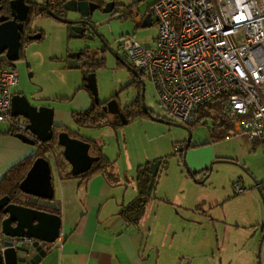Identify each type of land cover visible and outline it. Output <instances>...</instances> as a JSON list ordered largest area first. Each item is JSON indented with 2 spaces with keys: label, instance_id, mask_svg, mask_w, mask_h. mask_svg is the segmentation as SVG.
<instances>
[{
  "label": "rangeland",
  "instance_id": "rangeland-1",
  "mask_svg": "<svg viewBox=\"0 0 264 264\" xmlns=\"http://www.w3.org/2000/svg\"><path fill=\"white\" fill-rule=\"evenodd\" d=\"M131 1L114 0L118 6L108 11L101 10V7L94 8L87 15L90 21L86 20L82 32L83 35L79 36H69L67 34V23L49 15L31 18L28 25L31 28L42 29L44 37L39 42L29 41L22 48L25 58L14 60L17 80L10 87V90L23 89L31 104H39L42 97V99L51 104H56L60 107H70V104L65 105L66 99L61 98V96L71 95L75 87L73 83L80 81V79L82 80V72L80 67L62 68L67 62V60L63 59V56L74 52L78 48L87 46L89 49L97 50V54H102L105 59V67L93 69L97 98L102 100L117 92L116 99L122 104L136 96L137 88L134 85L136 78L129 69L126 66L117 65L115 56L111 51L105 50L103 53L99 49L101 47V36L108 46L113 48L114 52L124 57L126 62H129V58L119 45L121 33L125 32V35H131L144 45L150 44L151 37L155 34L156 25L153 22L147 26L136 25L126 11L127 5ZM151 1L137 0L135 7L141 11ZM124 11L125 15L120 17L119 14ZM57 12L65 19L78 17L76 12L70 10ZM37 34L38 30L28 31V36H36ZM2 55L3 53L0 54V57ZM26 63L29 67L25 66ZM140 77L143 81L142 100L144 105L154 113L164 114L156 100L151 80L146 75H141ZM124 84L125 87H123ZM144 120L149 124V130L146 129V132H144L145 130L141 124L129 123L125 125L127 153L132 155L130 161H140L137 156L139 157L142 154L150 155L149 147H152L156 153H159L158 155L167 161L164 169L157 176L152 197L148 199L144 213L149 212L150 217L155 215V220L159 222L162 219L165 222L169 216L170 218L175 215L179 216V212L175 207H172V209L166 208V205L159 203L162 201L157 196L173 198L181 201V203H186V208L192 207L187 210L182 208L183 205L177 204V207L181 209L182 215L183 212H188L186 217L193 219L194 222L182 231L181 225L178 224L177 226V222L180 223L178 218L173 226L171 223L169 224L170 226L166 233L167 237L165 240H168L169 236H172L173 232H175V227L177 226L176 234H178L177 237L181 241L178 243L185 244L187 250L195 254L190 261L185 256L189 253H184L181 248H176L178 253L175 255H178V261L181 264L185 261L189 264H199V261L200 264H260V246L258 252L257 248L251 251L252 242H250V239L248 238L249 243L243 240L245 236H249L252 233V229L248 225L252 224L253 226L256 222L259 223L262 220V204L255 186V184L259 183V187L264 193V149L262 143L259 141L252 143V140L245 134L235 131L233 133L230 132V135L221 139L210 138V129L213 124L209 118L203 123L189 125V144L195 143L197 146L213 144L215 155H223L226 156L225 158L230 159L213 162L206 176H204V183L196 184L191 176L186 173L181 163L182 156L179 155L180 152L173 150L176 144L183 146L187 135L186 129L174 124L151 121L150 118H145ZM6 124V121L0 122V126H5ZM52 124V132L55 135L58 128L63 126L59 125L56 127L58 125L56 119L52 121ZM108 126L91 127L87 129L88 131L83 129V133L92 135V137H99L101 139L99 142L102 145V149L104 147V152L108 159L120 161L121 158L119 157L116 142L109 143L115 134L113 129ZM68 129L69 131L72 130V128ZM111 132L112 135L106 139V133ZM149 135L155 136L148 140L146 137ZM55 140L56 138L48 140L51 147L49 160L51 155L57 160L60 159L61 147L56 144ZM119 144L120 153H122L121 141H119ZM212 159L210 158L207 164ZM188 169L189 171L192 170ZM200 177L201 174H198L196 179ZM60 185V181L55 179L52 198H33L32 201L49 206H61L63 195L61 194ZM235 185L240 188V191L236 192ZM24 195L19 194V198L24 197ZM215 198H219L220 201L218 205L213 206L214 215L210 214L211 212L207 213V215H202L201 210H208L209 206L215 203ZM204 201L206 202L200 206V209L199 205ZM187 204L189 205L187 206ZM218 216L224 217L232 226L237 223L241 229L233 232L234 227H229L219 222L218 220L222 218H218ZM242 226L246 229L244 230ZM176 234H174V237ZM255 238L256 236L252 241ZM258 239L259 236L256 240Z\"/></svg>",
  "mask_w": 264,
  "mask_h": 264
},
{
  "label": "crops",
  "instance_id": "crops-1",
  "mask_svg": "<svg viewBox=\"0 0 264 264\" xmlns=\"http://www.w3.org/2000/svg\"><path fill=\"white\" fill-rule=\"evenodd\" d=\"M31 1H35L36 3H42V0H31ZM48 1L52 2L53 0H47V3ZM102 1H106V0H102ZM107 1H112L111 10L118 6L115 4L114 0H107ZM136 1L137 0H132L127 5L126 11L128 15L132 17L135 24L141 26L140 23L145 13L141 15V18H139V21H138V17H135L133 12L140 14L142 11H145L146 8L139 11L135 7ZM26 3L28 4V2ZM61 3H62V0H61ZM124 8H125V5H124ZM7 9H8V2H7ZM60 11H65L61 7V4H60ZM121 14H119V16L123 17L125 15V11ZM1 15L9 17V11L8 13H5V11L2 10L0 11V16ZM44 15H49V14L47 13L37 14V15H33L29 17L28 19H26L25 17L23 24L26 21L27 23H29L30 19L33 17L34 18L43 17ZM26 16H27V13H26ZM149 18H150V23L148 25H150L152 22L154 23L152 17L149 16ZM85 19L90 21L87 15ZM36 30H38V34L36 36L31 35L30 37H32L33 39H31L30 41L39 42L43 39L44 31L42 29L36 28V27L31 28L28 25V31L33 32ZM28 31L26 32L27 36H28ZM21 32H23V26H22V31H20V35H21ZM81 35H83V33ZM121 35H125V32L121 33L120 36ZM153 36L151 37V42L149 41L150 44L152 43ZM150 44H147V45H150ZM83 48H87L88 52L94 55L95 57L102 56L103 61H104V64L102 67H105L104 56L102 54L98 55L97 50H92V49H89L87 46H83L81 48L76 49L75 51L78 52L79 50ZM99 49L103 53L105 50H107L104 48L102 44H101V47H99ZM111 52L112 53L114 52L113 48H111ZM1 53H3V55L0 58H4L6 61H10L5 57L4 52H1ZM18 54H19V49H18ZM113 54L116 59L115 63L117 64V61H120V62L123 61L124 64L122 63V65L125 66V58L117 54L116 52H114ZM18 58L20 57L18 56ZM73 58H75V56L73 55V52L65 54L63 56V59H65V61L67 60V62L65 63V65L62 66V68L66 69V67H80V70L82 72V67L79 65L78 59H76L78 64L74 65ZM10 62H13L12 67H14V61H10ZM25 66L29 67L27 63ZM88 73H93V71L87 72L86 74ZM29 74H27V76H29ZM86 74L82 73V77H81L82 80L80 79V81L73 83L75 87H74V91L71 93L70 96H67V95L61 96V98L66 99L65 105L70 104V107H60V106H57L56 104H51L50 102H47L45 99H42V97H41V102H39V104L41 105L48 104L47 106L49 105L53 106L51 107L52 108V121L56 119V122L58 124L56 125V127L59 125H62L63 127H66L67 129L72 128L71 132L74 135L69 134L68 132L69 129L67 130V129L58 128V131L66 130L69 135L83 139L85 141H88L89 142L88 152L92 155H95L94 151L93 153H91L89 151V148L91 146H94V147L97 146L99 148L100 154L104 156L107 160H109L108 156L104 152L105 151L104 147L102 149V145L99 142V140L101 139H99V137H92V135H86L85 133H83V129L87 130V129H90L91 127H81L79 125H76L72 120V112L82 111L88 108L91 104V101L94 100L89 88L85 86L84 75ZM16 80H17V77H16ZM82 83H83V86H81ZM13 84H11L10 87ZM123 87H125V84ZM19 91H22V92L19 93ZM9 92H10V96L12 93H18V94L24 95L25 98L27 99L25 91L23 89L11 91L9 88ZM111 95H113V97H111L109 100H112L113 104L111 103L110 106L112 107V105H114L115 103L119 112H121L120 109L125 104L130 103L136 97V96H133L126 103L124 102L121 104V102L118 99H116L117 92L116 94L115 93L110 94V96ZM110 96L105 97L102 100H99L97 98V101H104L105 99H108ZM107 101H105V103ZM39 104H34V105H39ZM102 105H101V110H105L102 108ZM147 109L149 108L147 107ZM149 110L152 111L151 109ZM105 111H107V119L109 120H111L112 117L115 116L116 114V113L110 112L109 110H105ZM121 114L123 115L122 112ZM11 116L14 118L21 117L26 122V119L21 115H16V116L11 115ZM116 116L120 117L118 116V114H116ZM145 118H149V117H136L135 116L129 119L128 121H124L120 125H116V126L110 125L108 121L107 123L103 124V125H109L108 127L113 129L115 135L109 141V143H113L114 141L116 142L119 157L121 158L120 161L112 160L111 165L107 166L109 164L108 163L106 165L107 167L104 168V170L106 171L111 170L113 174V176L111 177L106 178L102 170H95L94 172L90 173L88 176L79 175L82 172L78 174L69 173L68 175H59L58 171L53 167L52 155L50 157V160L47 158L48 159L47 161L50 166L52 187L54 186L55 179L56 181H60L61 194L63 195L62 196L63 201H62L61 206L46 205V209L50 211H54L55 213L59 214L60 226H59V231H58L56 238L48 244L46 254L42 256L37 262H35V264H181L177 259L178 255H175L178 253L176 248H181V251H183L184 253H189L185 256L188 258V260L190 261L192 260V256L195 254L189 252L185 244L178 243L181 241L177 237L178 234H176L178 224L181 225L182 231H184L188 225H192V223L194 222L193 219L186 217L188 216L187 215L188 212H183V215H182V212H180L181 209L177 207L178 206L177 204H180V205H183L182 208H186V203H181V201L174 200L173 198L157 196V198L161 199L162 201V202H159L160 204L166 205V208H170V209H172V207H175V209L179 212V216L175 215L172 218H170L169 216L165 222H163V219L161 220V222L156 221L155 215H152V217H150L149 212H147L146 214L144 213L145 210L136 222H129L127 220L125 221V219L118 213V208L122 204L131 200L133 196L136 194L134 176L138 168L137 166L146 164L147 169L149 170V174H152V176L156 174L155 179H154L155 180L154 186H155V183L157 181V176L159 172L162 169H164L166 162H167L166 160L162 161L164 158L158 155L159 153H156V151H154L152 147L148 148V151L151 152L150 155L142 154L139 157L137 156V158H139L140 161H136V162L130 161L132 155H129L127 153V138L125 135V125L129 123L131 124L138 123L143 126L145 130L144 132H146V129L149 130V124L145 122L144 120ZM163 118L169 120L168 118H166V116ZM150 120L152 121L153 119L150 118ZM169 121H172V120H169ZM15 132L16 131H12L8 129L7 124L5 126H0V178L5 173V171L9 168V166L14 164L21 158L32 154L35 151L37 144H38L37 143L38 141L31 144V143H27V142L20 140L19 138L13 135V133ZM233 132L234 130L231 127V133ZM53 135L50 139L56 138V133L54 136ZM111 135H112V132L106 133V139ZM28 136L33 137V135L30 133L29 130H28ZM154 136L155 135H149L146 138L150 140ZM50 139L48 140L50 141ZM251 140H252V143H255V141H257L255 139H251ZM119 141H121V145H122L121 152L122 153H120ZM184 142H185V139H184ZM213 146L214 145L210 143L204 144L203 146H197L195 143H192L191 145L189 144V140H188L184 153H183L184 143H183V146L181 144H176L174 146L173 150L174 151L178 150L180 152L179 155L182 156L181 163L184 166L186 173H188L191 176L194 183L196 184H203L204 178H205L204 176H206V173L211 168V164L213 162L221 161V160H215L216 158L226 157L223 155H215ZM210 158L211 159L213 158V159L209 162V164H207ZM64 162L65 164H62V167L65 170H68L69 164L67 163L65 159H64ZM186 164L189 166H187ZM176 165H177V162H176ZM209 165L210 167L208 168ZM187 167L192 170L189 171ZM178 170L180 171L179 167H178ZM198 174H201V177L196 179ZM255 185H257V187L260 186L259 183ZM259 189L261 190L260 187ZM19 194H25V193L21 191L17 193V199L19 201L29 202L30 205L33 204L32 200L35 197L29 194H25L24 197L19 198ZM262 194L264 196L263 192ZM52 197H53V194H52ZM219 201H220L219 198H215V203L212 206H209L208 210H205V209L201 210L202 215H207V213L209 212H211L210 214L214 215L213 206L218 205ZM205 202L206 201L202 202L199 205L200 209H201L200 206L205 204ZM147 203H148V200L145 204V209H146ZM188 205L189 204H187V206ZM191 208L192 207H187L186 209L189 210ZM178 218L180 220V223L177 222V226L175 227V232H173L172 236H169L168 240H165V238L167 237L166 233L170 226L169 224L171 223V225L173 226V224L176 223ZM218 218H222L218 220L219 222L224 223L228 225L229 227H234L233 232H236L237 229H241L237 223H235L234 226H232L231 223H228V221H226L224 217L218 216ZM262 224H263V211H262V220L259 223L256 222L253 226L252 224L248 225V227L252 229V233L251 235L249 234V236H245L243 240L244 242H248V240L250 239V242H252L251 248H250L251 251H254V249L257 248V252H258L259 246H260V264H264V235L261 237ZM243 229L245 230L246 228L243 227ZM174 234H176L175 237H174ZM255 236L256 238L252 241V239ZM258 236H259V239L256 240ZM183 264H189V263L185 261L183 262ZM199 264H200V261H199Z\"/></svg>",
  "mask_w": 264,
  "mask_h": 264
},
{
  "label": "built area",
  "instance_id": "built-area-1",
  "mask_svg": "<svg viewBox=\"0 0 264 264\" xmlns=\"http://www.w3.org/2000/svg\"><path fill=\"white\" fill-rule=\"evenodd\" d=\"M133 13L138 21L152 17V43L121 35L119 45L151 80L166 118L187 124L199 106L219 98L233 130L264 149V0H152ZM16 77L0 59V122L28 135L25 120L9 114Z\"/></svg>",
  "mask_w": 264,
  "mask_h": 264
},
{
  "label": "water",
  "instance_id": "water-1",
  "mask_svg": "<svg viewBox=\"0 0 264 264\" xmlns=\"http://www.w3.org/2000/svg\"><path fill=\"white\" fill-rule=\"evenodd\" d=\"M42 4L47 14L68 24L67 34L69 36H79L82 34L84 27L81 23H86V15L99 5L93 0H62L61 7L64 10L74 11L78 14L77 18L65 19L48 8L47 0H42ZM111 8L112 1H105L101 10L108 11ZM27 9L28 4L24 0H8L9 17L0 16V53L4 52L5 57L10 61L16 60L19 56L20 31H22ZM149 23V14L145 13L140 25L145 26ZM100 40L104 48L111 51L102 37H100ZM73 55L75 56L73 58L74 65H77L76 57L78 52H73ZM125 66L139 80L140 106L144 112L149 113V109H147L142 100L143 81L140 75L129 63L125 62ZM84 78L85 86L89 88L94 101L98 102L93 73L84 75ZM111 103L112 100H108L102 105V108L118 114L121 120L124 121V117L119 112L116 104L114 103L111 107ZM9 114L23 116L26 119V129L33 135L31 137L21 132L13 133L20 140L32 144L36 141H46L52 137L53 124L51 107L41 104H30L24 95L12 93L10 96ZM149 118L185 128L187 135L184 142V153L190 138L188 126L186 124L169 121L150 113ZM56 144L62 147L61 155L69 164L68 172L70 174H78L87 170L91 163L98 158L97 155H92L88 152V141L71 136L66 130L56 132ZM215 160L224 161L230 159L216 158ZM255 186L262 203V237L264 235V196L259 187L257 185ZM17 188L19 191L35 198L50 199L53 194V187L50 166L47 159L43 156L33 158L29 167L19 180ZM59 226V214L46 209V204L33 202L31 205H27L25 203L11 201L7 194L0 195V264H35V262L46 254L48 244L58 234Z\"/></svg>",
  "mask_w": 264,
  "mask_h": 264
},
{
  "label": "trees",
  "instance_id": "trees-1",
  "mask_svg": "<svg viewBox=\"0 0 264 264\" xmlns=\"http://www.w3.org/2000/svg\"><path fill=\"white\" fill-rule=\"evenodd\" d=\"M28 2L27 9V16L26 19L33 15L46 13L42 3H36L35 1L25 0ZM7 2L8 0H0V11H5L8 13L7 9ZM60 4L61 0H53L52 2L48 1V7L53 12L57 13L60 11ZM28 31V23L27 21L23 24V32L19 37L20 45H19V57H23L22 48L27 42L33 39L30 36H27L26 32ZM3 61L5 66H12V62L6 61L4 58H0ZM77 59L79 65L82 67V73L86 74L87 72L93 71L96 67H102L104 64L103 57L97 56L95 57L91 53L88 52L87 48H83L78 51ZM123 59V58H122ZM126 62V61H125ZM124 62L117 61L118 65H122ZM141 76V75H140ZM141 78V77H140ZM132 83V82H130ZM134 85L137 88V95L136 97L128 104H125L120 110L124 115V121H128L132 117H149L150 114L158 115L161 117H165L164 114H157L153 111L149 110V113L144 112L140 107L139 101V92H140V83L139 80L136 78L134 80ZM83 86V83L81 84ZM113 95H111L108 99L104 101L95 102L94 100L91 101V104L88 108L82 111H74L72 112V120L76 125L81 127H99L105 123H108L112 126L120 125L122 122L120 117L115 116L112 117L111 120L107 119V111L101 110V105L105 103V101L109 100ZM221 99L214 98L211 101L206 102L205 104L199 106L196 109V112L190 122L186 125H192L193 123H203L209 118L213 124L212 128L210 129V138H218L221 139L226 135H229L231 132V122L225 116H223V111L221 108ZM62 129H67L66 127H60ZM68 130V129H67ZM69 134H72L69 131ZM37 147L35 151L11 166L5 171V173L0 178V195L7 194L10 197L11 201L25 203L30 205L29 202L26 201H19L17 199V193L19 192L17 185L19 180L22 178L25 170L32 162L33 158L36 156H43L44 158H48L49 151L51 149L49 141L44 142H37ZM91 153L98 156L97 160H94L90 167L82 172L81 176H88L90 173L94 172L95 170H102L103 174L106 178L113 176L111 170H104L105 167L111 165L112 160H107L104 156H102L99 152V148L96 146H91L89 148ZM53 157V156H52ZM48 160V159H47ZM162 161H165L163 159ZM64 162V158L60 155V159H55L53 157V167L58 171L59 175H68V170H65L62 167ZM109 163V164H108ZM108 164V165H107ZM107 165V166H106ZM137 171L134 176V184L136 187V194L133 196L131 200L122 204L118 208V213L125 219V221L129 222H136L142 213L145 210V204L149 198L152 197L153 189H154V182H155V175L149 174V170L147 169L146 164L137 166ZM114 178V177H113Z\"/></svg>",
  "mask_w": 264,
  "mask_h": 264
},
{
  "label": "flooded vegetation",
  "instance_id": "flooded-vegetation-1",
  "mask_svg": "<svg viewBox=\"0 0 264 264\" xmlns=\"http://www.w3.org/2000/svg\"><path fill=\"white\" fill-rule=\"evenodd\" d=\"M97 1V3L99 4L98 5V7H102V5H103V3L105 2V1H102V0H95V2ZM107 1V0H106ZM84 24L85 23H81V25L84 27ZM22 91H19V93H21Z\"/></svg>",
  "mask_w": 264,
  "mask_h": 264
},
{
  "label": "bare ground",
  "instance_id": "bare-ground-1",
  "mask_svg": "<svg viewBox=\"0 0 264 264\" xmlns=\"http://www.w3.org/2000/svg\"><path fill=\"white\" fill-rule=\"evenodd\" d=\"M56 238V237H55Z\"/></svg>",
  "mask_w": 264,
  "mask_h": 264
}]
</instances>
